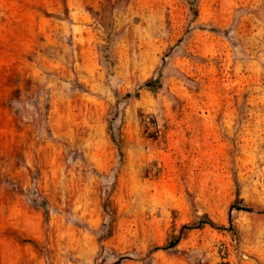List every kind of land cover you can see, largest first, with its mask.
Returning <instances> with one entry per match:
<instances>
[{
    "label": "rangeland",
    "instance_id": "374dc122",
    "mask_svg": "<svg viewBox=\"0 0 264 264\" xmlns=\"http://www.w3.org/2000/svg\"><path fill=\"white\" fill-rule=\"evenodd\" d=\"M0 264H264V0H0Z\"/></svg>",
    "mask_w": 264,
    "mask_h": 264
},
{
    "label": "trees",
    "instance_id": "16d2710c",
    "mask_svg": "<svg viewBox=\"0 0 264 264\" xmlns=\"http://www.w3.org/2000/svg\"><path fill=\"white\" fill-rule=\"evenodd\" d=\"M159 79L147 82L143 87L150 89V90H156L158 88L159 84ZM231 209H236V211H245V212H250L251 210L249 208H241V207H237L236 205L232 206ZM204 225H208L209 227L215 228V225L211 222V221H207L204 223Z\"/></svg>",
    "mask_w": 264,
    "mask_h": 264
}]
</instances>
